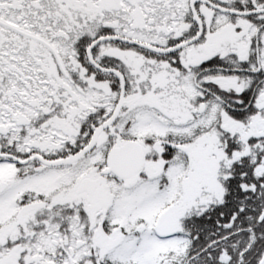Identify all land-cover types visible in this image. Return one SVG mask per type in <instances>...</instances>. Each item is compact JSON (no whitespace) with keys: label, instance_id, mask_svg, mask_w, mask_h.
I'll return each instance as SVG.
<instances>
[{"label":"snow or ice","instance_id":"obj_1","mask_svg":"<svg viewBox=\"0 0 264 264\" xmlns=\"http://www.w3.org/2000/svg\"><path fill=\"white\" fill-rule=\"evenodd\" d=\"M0 264H264V0H0Z\"/></svg>","mask_w":264,"mask_h":264}]
</instances>
